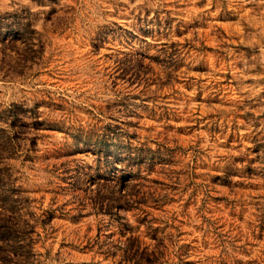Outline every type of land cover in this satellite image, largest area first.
<instances>
[{"label": "rangeland", "instance_id": "obj_1", "mask_svg": "<svg viewBox=\"0 0 264 264\" xmlns=\"http://www.w3.org/2000/svg\"><path fill=\"white\" fill-rule=\"evenodd\" d=\"M0 264H264V0H0Z\"/></svg>", "mask_w": 264, "mask_h": 264}]
</instances>
